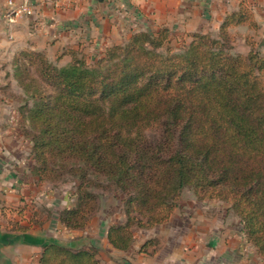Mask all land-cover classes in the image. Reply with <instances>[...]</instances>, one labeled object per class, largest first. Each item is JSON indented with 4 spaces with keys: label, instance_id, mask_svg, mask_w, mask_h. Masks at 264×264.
Listing matches in <instances>:
<instances>
[{
    "label": "trees",
    "instance_id": "trees-1",
    "mask_svg": "<svg viewBox=\"0 0 264 264\" xmlns=\"http://www.w3.org/2000/svg\"><path fill=\"white\" fill-rule=\"evenodd\" d=\"M246 21L257 27L251 13H231L223 37L195 34L181 53L162 50L170 35L161 27L135 31L91 62L59 67L40 52L21 54L15 76L31 101L32 173L77 178L74 204L59 214L64 227L89 224L104 179L122 194L125 215L107 238L126 251L135 228L171 220L188 187L201 201L229 203L264 258V55L232 53L226 40L230 25ZM40 262L102 264L56 242L44 244Z\"/></svg>",
    "mask_w": 264,
    "mask_h": 264
},
{
    "label": "crops",
    "instance_id": "crops-1",
    "mask_svg": "<svg viewBox=\"0 0 264 264\" xmlns=\"http://www.w3.org/2000/svg\"><path fill=\"white\" fill-rule=\"evenodd\" d=\"M30 1L36 14L21 16L11 24L5 19V0H0V138L10 148L14 132L9 117L16 112L11 91L18 87L15 66L23 52H40L57 66H66L74 57L89 61L102 55L107 47L127 40L135 31H157L161 27L168 28L171 41L188 46L195 34L215 35L229 14L242 12L251 13L259 25L250 31L255 36L259 32V45L264 48V0ZM249 51L250 48L240 52ZM26 190L21 181L12 184L0 175V219L4 217V224L0 220V264H41L44 244L48 241L61 244L39 231V222L25 219ZM17 208L22 217L13 223L5 216ZM178 210L162 225L172 224ZM197 220H201L200 215ZM192 230L190 237H182L181 244L166 253L163 264H264L258 260L263 258L259 253L249 252L246 237L232 227H221L213 234H207V229Z\"/></svg>",
    "mask_w": 264,
    "mask_h": 264
},
{
    "label": "rangeland",
    "instance_id": "rangeland-1",
    "mask_svg": "<svg viewBox=\"0 0 264 264\" xmlns=\"http://www.w3.org/2000/svg\"><path fill=\"white\" fill-rule=\"evenodd\" d=\"M258 28L259 25L255 28L250 26L247 21L230 25L226 34L230 51L247 54L240 51L250 48V50L255 49L264 55V48L259 45L261 35L258 32L256 34L258 40H255L256 36L253 35V31H250ZM221 32L220 29L212 36L223 37ZM167 48L172 52L181 53L187 48V45L174 39L171 41L169 38L162 50L166 51ZM91 61L92 59L89 60V62ZM32 74L37 75L34 68H32ZM11 92L14 94L13 101L16 105V112L9 117V123L14 132V138H11L14 140L12 141L13 147L10 148L5 145V140L0 138V175L6 182L13 184L21 181L24 184L27 190L23 199L26 210L23 215L26 216V220L30 219L35 224L39 222L37 228L39 231H43L46 236L73 248L91 250L102 264H163L166 260V253L170 252L172 247H178L182 237H190V230L196 228L203 232L201 230L207 229V234H213V231L219 232L218 229L221 227H232V230L246 237L248 246H250L249 252L260 254L257 247L247 239L244 225L229 203L220 200L201 201L188 187L182 189L177 207L179 210L173 217L172 224L155 226L154 229L135 228V241L128 251L114 250L106 237L108 227L123 222L125 215L122 194L104 179H101L93 187V191L98 197L99 206L89 224L79 229L64 227L60 223L59 214L63 209L74 204L77 178L65 173L55 180L39 181L32 173L35 161L31 153L32 143L28 133L33 132V129L29 120L25 118L26 112L24 111L26 103H29L30 106L31 101H26L20 85ZM200 212L207 216L212 223H209ZM198 215L201 220H197ZM5 217L14 223L22 217V214L17 208V210L9 211ZM3 218L0 220L4 224ZM192 221H194L193 226ZM199 223L202 225L198 227ZM147 241H150V245L147 246L146 251H141V246ZM258 260L264 261V258Z\"/></svg>",
    "mask_w": 264,
    "mask_h": 264
},
{
    "label": "built area",
    "instance_id": "built-area-1",
    "mask_svg": "<svg viewBox=\"0 0 264 264\" xmlns=\"http://www.w3.org/2000/svg\"><path fill=\"white\" fill-rule=\"evenodd\" d=\"M70 2H72V0H70ZM5 7V19L11 24L15 23L21 16L29 17L36 14V7L30 0H24L21 3H17L16 0H5Z\"/></svg>",
    "mask_w": 264,
    "mask_h": 264
},
{
    "label": "water",
    "instance_id": "water-1",
    "mask_svg": "<svg viewBox=\"0 0 264 264\" xmlns=\"http://www.w3.org/2000/svg\"><path fill=\"white\" fill-rule=\"evenodd\" d=\"M48 242H50V241H48Z\"/></svg>",
    "mask_w": 264,
    "mask_h": 264
}]
</instances>
